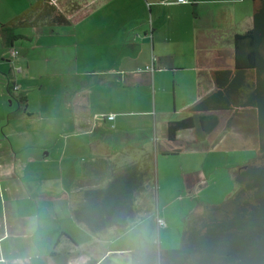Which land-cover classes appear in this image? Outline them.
I'll return each instance as SVG.
<instances>
[{"label":"crops","instance_id":"crops-1","mask_svg":"<svg viewBox=\"0 0 264 264\" xmlns=\"http://www.w3.org/2000/svg\"><path fill=\"white\" fill-rule=\"evenodd\" d=\"M258 1L0 0L1 25L41 7L31 13L35 26H17L22 38L10 46L0 39V264H131L137 224L154 213V184L137 195L127 228L96 235L72 215L85 190L106 186L123 165L170 156L164 152L187 162L200 147L203 164L238 166L224 147L227 133L168 142L166 121L161 145L156 135L150 143V91L187 83L190 113L214 89L209 71L233 68L232 36L252 27ZM50 4L69 24H51ZM204 171L197 167L201 180L217 178Z\"/></svg>","mask_w":264,"mask_h":264},{"label":"trees","instance_id":"trees-1","mask_svg":"<svg viewBox=\"0 0 264 264\" xmlns=\"http://www.w3.org/2000/svg\"><path fill=\"white\" fill-rule=\"evenodd\" d=\"M40 8L37 5L12 23L0 24V39L10 46L22 38L17 26H35L31 13ZM45 17L51 24H69L53 4L46 8ZM232 41L233 68L209 71L214 89L187 116L166 124V140L175 141L187 131L193 134L194 143L201 142L218 128V114L231 112L225 129H236L253 139L257 154L228 169L235 186L233 193L221 204L202 205L200 213L186 219L181 248L161 251L158 264H264V0L255 4L252 27L234 34ZM154 164L152 159L143 166L123 165L106 186L85 190L73 209L74 220L95 235L127 228L136 213L137 195L154 184Z\"/></svg>","mask_w":264,"mask_h":264},{"label":"rangeland","instance_id":"rangeland-1","mask_svg":"<svg viewBox=\"0 0 264 264\" xmlns=\"http://www.w3.org/2000/svg\"><path fill=\"white\" fill-rule=\"evenodd\" d=\"M221 35L223 38L226 37L224 33H221ZM203 57H205L204 54L201 56V67L204 68L207 66V63L202 61ZM186 81L178 82L183 83ZM173 83V81L168 80L167 85H165V92L157 90L155 94V88L150 91V109L152 110V135L150 143H152L156 135L158 144L161 145V140L164 139V123L166 121L181 119L189 114L188 107L184 106L183 101L184 97H189V85L186 83L181 87L176 85L173 86ZM175 95L177 106H175ZM141 109H145V107L141 108L139 106V108H137V110ZM218 115L220 123L213 134L227 133L231 136V138H229L231 140L227 141L224 147L227 146L225 148H228L230 152V154H228L229 158L234 160L233 164L241 165L253 159L257 154L254 150V140L246 138L240 132H237L236 129H231L230 131L225 129L226 122L231 112L219 113ZM48 121L49 126L53 129L57 126L52 119H48ZM181 134L185 136L186 134L189 135V132L182 131ZM65 137L66 136H63V139ZM198 148L199 149L195 150V155L187 158V162L183 161L187 157L185 155L181 157L161 155L159 160L156 161V178L154 180L152 201L154 213L151 218L144 217L141 223L137 224L136 231H138V234L134 237V244L132 246L135 248L137 247L139 252H136L138 256L134 259L135 263L132 262L131 264H155L156 261L158 262V256L161 251L180 249L185 220L200 213L202 211V205L204 204H221L229 196H226L227 192L233 193L235 190L234 184L232 183L231 186V184L224 179L225 176H223L224 173L228 175L229 170L227 168L225 169L222 165H217L219 160L212 166L210 159L203 164L205 149ZM198 151H200V153H198ZM159 154L161 153L159 152ZM216 154L217 152L213 151L211 154L207 155L213 158ZM197 157H199L200 160L197 163L196 160L191 159H197ZM231 162L232 161H230V163ZM221 164L225 163L221 162ZM200 166L204 168L206 176L212 177L215 175L217 178L213 181L211 178L210 180H201V175L197 172V167L199 169ZM185 173H189L187 178L188 183L185 182V178L183 177ZM160 217H162V219ZM159 220L163 221L165 226L162 228L164 229L162 230V234L155 229V225ZM155 256L157 257L156 261Z\"/></svg>","mask_w":264,"mask_h":264},{"label":"built area","instance_id":"built-area-1","mask_svg":"<svg viewBox=\"0 0 264 264\" xmlns=\"http://www.w3.org/2000/svg\"><path fill=\"white\" fill-rule=\"evenodd\" d=\"M178 2H180V3H184L185 0H178ZM113 118H114L113 116H110V117H108V120H112ZM158 225H159V226H164V222L161 221V220H159V221H158Z\"/></svg>","mask_w":264,"mask_h":264}]
</instances>
